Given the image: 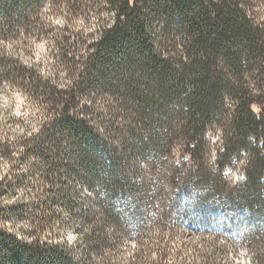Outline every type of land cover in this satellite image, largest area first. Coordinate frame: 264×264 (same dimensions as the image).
<instances>
[{
    "label": "trees",
    "instance_id": "16d2710c",
    "mask_svg": "<svg viewBox=\"0 0 264 264\" xmlns=\"http://www.w3.org/2000/svg\"><path fill=\"white\" fill-rule=\"evenodd\" d=\"M262 8L0 0V88L36 110L33 128L7 114L20 134L0 126V264H233L237 243L264 264ZM243 151L232 186L225 169ZM174 213L208 238L178 234Z\"/></svg>",
    "mask_w": 264,
    "mask_h": 264
},
{
    "label": "rangeland",
    "instance_id": "374dc122",
    "mask_svg": "<svg viewBox=\"0 0 264 264\" xmlns=\"http://www.w3.org/2000/svg\"><path fill=\"white\" fill-rule=\"evenodd\" d=\"M47 12V9H46ZM259 12L264 17V9H259ZM103 17L110 20L113 18V12L104 11ZM61 17L51 18V24L53 26H60L62 23ZM97 22L92 20L89 26L90 31L94 30ZM47 49V41L42 40L36 43L31 51L30 57H27L29 61H40ZM10 113L14 118H26V123L29 128H33L35 124L36 110L27 105V100L23 94L16 90H10L7 88H0V126H4V129L8 132H14L20 134L22 129L15 124L7 123L6 117ZM208 140L210 142V156L209 161H215L218 148L221 144V135L219 129L212 128L208 132ZM247 153L242 152L237 159L233 160L231 165L225 169V175L228 183L232 186L239 185L244 181V166L247 163ZM85 191V190H84ZM88 192V191H87ZM174 215V220L177 223L176 231L178 234H186L193 236V242H198L200 239L208 238L210 235V229L203 228L200 225L194 224L187 219L181 218L179 215ZM243 217H247V213H243ZM252 230V229H251ZM236 231L233 230L232 236H235ZM65 237L72 241L75 233L73 230H68L64 233ZM224 235L219 236V244L224 245L226 239ZM229 255L233 264H251V249L242 243H237L229 247Z\"/></svg>",
    "mask_w": 264,
    "mask_h": 264
}]
</instances>
